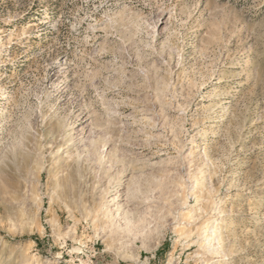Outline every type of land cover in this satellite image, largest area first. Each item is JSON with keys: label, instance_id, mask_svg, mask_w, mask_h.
<instances>
[{"label": "rangeland", "instance_id": "1", "mask_svg": "<svg viewBox=\"0 0 264 264\" xmlns=\"http://www.w3.org/2000/svg\"><path fill=\"white\" fill-rule=\"evenodd\" d=\"M0 264H264V0H0Z\"/></svg>", "mask_w": 264, "mask_h": 264}]
</instances>
